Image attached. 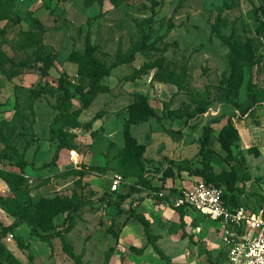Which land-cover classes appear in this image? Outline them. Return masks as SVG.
Returning a JSON list of instances; mask_svg holds the SVG:
<instances>
[{
    "label": "rangeland",
    "instance_id": "obj_1",
    "mask_svg": "<svg viewBox=\"0 0 264 264\" xmlns=\"http://www.w3.org/2000/svg\"><path fill=\"white\" fill-rule=\"evenodd\" d=\"M0 1L1 5L6 3V0ZM154 2L155 6L150 0H12L9 21L0 20V53L13 60V65L4 63L0 67V129L8 146L17 152L6 150L0 141V171L18 174L16 164L21 160L33 165L24 170L23 190L34 204L44 206L51 202L48 217L40 222L43 227L50 220L56 230L62 229L66 214L60 211L74 198L95 201L105 197L111 203L116 202L119 193H125L127 187L136 182L137 169L121 152L122 128L136 94L145 96L158 116V120L151 118L131 126L132 136L147 147L145 157L153 161L162 158L156 155L158 145L164 148L163 155L176 164L183 158H193L199 149L201 124L211 119L202 117L201 122L196 118L185 127L180 121L166 118L169 110L180 109L184 114H193L200 103L207 102L209 109L219 111L218 115L230 111L228 116L241 133L240 147L245 160L241 174L247 176L238 183V189L243 190L248 203L253 200L264 206V198L261 200L264 194V94L260 104L245 118L235 112L233 104L236 101L243 106L264 91V42L258 46L255 65L244 68L237 99L225 100L221 93L231 74L229 49L217 36L221 34L241 43L258 42L255 29L260 23L264 24V0ZM32 18L43 27L42 47L54 58L51 68L45 69L35 60L34 49H23L19 44L22 32L37 31ZM86 37L96 48L95 57L102 65L117 64L103 80L111 91L97 95L80 112L81 125L97 117L91 128L71 130L73 148L60 151L55 165L41 169L52 161L58 145L56 140H50L49 126L58 116L54 107L61 95L60 74L65 73L70 79L76 76L77 65L69 57L83 53ZM142 43L145 51L136 52L129 60L133 50ZM146 65L153 68L144 72ZM164 70H173L183 78L181 91L175 85L152 80L156 73ZM32 91H38L39 95L30 110ZM81 106L80 100L75 98L71 111ZM223 124L222 121L211 126V143L219 157L214 160L215 173L228 170V165L220 160L219 154L223 156V153L216 146ZM169 131L175 133L174 136ZM248 144L256 148L259 157L246 151ZM70 152H74L75 162L70 160ZM3 155L13 158L3 159ZM89 167L97 170H89ZM113 175H123L126 185L118 193L110 194ZM197 181L201 180L181 173L173 183L167 182L181 192L191 190ZM151 185L160 186L157 177ZM149 195V191L141 189L134 197ZM0 198L9 201L15 198L1 179ZM121 208L122 213L106 203L80 207L75 227L64 236V242L71 246L82 264H104L105 253L111 248L114 252L109 258L110 264H166L147 244L142 226L129 216L128 201ZM159 210L160 217L154 215L152 219V233L158 235L157 244L169 264H222L220 234L215 223L199 217L195 211H188L184 226L180 227L179 220L176 222L173 217L177 213L170 202L162 203ZM13 221L0 205V233ZM194 222L199 227L197 230ZM31 227L32 223L20 225L9 234L10 241L0 237V243L17 261L1 264H76L62 250L61 239L41 242L30 235ZM37 232L43 233L39 227Z\"/></svg>",
    "mask_w": 264,
    "mask_h": 264
},
{
    "label": "trees",
    "instance_id": "obj_2",
    "mask_svg": "<svg viewBox=\"0 0 264 264\" xmlns=\"http://www.w3.org/2000/svg\"><path fill=\"white\" fill-rule=\"evenodd\" d=\"M63 1L64 0H57V2ZM150 1L154 6L156 5L154 0ZM183 1L186 0H180V2ZM1 4L3 3L0 1V11L2 12L0 13V20L9 21V14L12 9V0H6L4 5ZM31 22L37 31L22 32L20 34L19 44L23 49H34L36 54L35 60L38 63L43 64L45 69L51 68L53 66L54 58L50 57L46 49L42 47L41 32L43 31V27L36 18H32ZM255 32L258 40L256 43H254L252 40H247L244 43L239 41H231L229 38H226L221 34L217 35L220 41L229 49L228 63L231 69V74L226 80L225 86L223 87L221 93V96H224L225 100L237 99L243 84L244 68H250L256 63L258 46L264 42V24L260 23L256 27ZM144 48V44H140L139 47L133 50L129 60L136 52H144ZM95 52L96 48L91 46L88 37H86L83 53H76L69 57V60L77 65L76 76L73 79H70L65 73L60 74L58 90L60 91L61 95L56 100V105L54 107V110L58 112V116L49 126L50 140H56L58 145L52 161L49 164L40 167L41 169L55 165L60 151L70 150L73 148L74 135L70 133L71 130L78 128L89 130L91 128V125L94 123L97 117H94L88 123L81 125L78 122V116L80 112L83 108L88 107L97 95L108 94L111 91L110 87L103 84V80L110 76L112 69L115 68L117 64H114L110 67H105L95 57ZM4 63L13 65V60L7 59L2 53H0V67ZM19 64L23 66L22 63ZM152 68L153 66L146 65L143 67V70L144 72H147ZM153 79L160 83L175 85L178 91L182 90L181 83L183 78H180L179 75H177L173 70H164L162 73H156L152 80ZM262 94H264V91L261 92L257 97H252L249 99L243 106L234 101V108L240 113V116H244L250 113L253 107L260 104ZM38 95V91L31 92L29 103L30 110L32 109L35 99ZM75 98L80 100L82 106L77 111H71L72 100ZM209 106L210 104L207 102L200 103L193 114H184L180 109L169 110L167 112L166 118L170 119L171 121H180L183 126L186 127L191 120L196 118L202 122V115L210 108ZM128 110L129 118L126 120L122 128L121 136L123 147L121 152L122 156H124V158L133 164L137 169V174L136 182L133 183L131 187H127L128 189L125 193H119L117 196L118 201L111 203L105 197H100L95 201L74 198L69 205L63 206L60 211L66 214L63 225L64 227L62 229L56 230V227L52 225L50 220L47 221V225L43 227L40 225V222L46 220L48 217L52 207L51 202H46L44 206L41 204H34L29 195L23 190V186L26 181L24 178V170L28 166L33 167V165L29 162L21 160L16 164L17 168L19 169L18 174L0 171V179L6 184L10 192H12L15 196L14 200L10 201L8 199L0 198L2 210H4L14 220L10 226L4 228L1 231L0 237H6L22 224L32 223L30 235L33 238L45 243H49L55 238L61 239L62 250L65 252V254L76 264H82L79 257L73 254L71 246L65 243L63 240L64 236L69 234L74 229L76 213L79 211L80 207L92 205L94 203H106L107 206H114L118 210V213H122L124 210L121 208V205L128 201L127 212L133 220L142 226L147 244L152 248L153 252L161 261L169 264L168 258L163 254L161 249L156 244L158 237L152 235L149 221L145 219L143 215L136 213L133 210V204L141 202V200L144 198L151 199L155 206L168 202L167 198H159L152 193H163L168 197L179 195L180 192H178L174 187L166 186L167 181L170 180L172 182L175 178L180 176L181 173H185L188 176H193L200 179L207 185L221 189L223 191L222 200L230 208H237L241 206L248 208L262 206L263 203L258 205L253 200L251 202L249 201L248 203V201L243 198V190L238 189V183L244 181L247 176L245 177L241 174V170L245 165V160L240 149V137L237 129L234 127L231 116H227L225 113H222L215 118H211L210 120L203 122L201 124V136L198 139V152L193 158H183L180 161V164H176L175 161L165 156L162 157L160 161H153L146 158V146L144 144L138 143L131 134V126L137 125L139 123H145L151 118H156L158 120V116L149 106L146 97L141 94H136L133 97V101L129 105ZM222 121L224 124L219 129L216 146H218L220 152L223 153V156L219 154L220 160L228 165V170H222L219 173H215L213 170V164L215 157H218V155L211 143V126L220 124ZM198 124H200V122ZM174 134L175 133L170 132L171 136H174ZM0 141L5 145L6 150L10 149L14 154H17L14 149H11L8 146V141L2 135L1 129ZM247 152L252 153L255 157L259 156L258 151L254 147L249 148ZM2 158L12 159L13 157H6L3 155ZM181 164H186V166H181ZM89 170L95 171L97 168L89 167ZM120 176L126 182L124 176ZM155 177L158 178L160 186L151 185V182ZM141 189L149 191L151 195L135 198L134 195L139 193ZM110 194L115 193L110 192ZM261 200L263 201V198ZM173 210L179 216L180 227H183V218L185 216L183 209L173 208ZM29 212H32L35 217H32ZM37 227L42 230V234L37 232ZM194 227H197V225L194 224ZM182 236H185V233H182ZM113 252L114 249L111 248L105 253L106 255L104 264H110L109 258ZM222 260L223 257L221 262ZM3 261L17 262L11 253L7 251L2 243H0V264Z\"/></svg>",
    "mask_w": 264,
    "mask_h": 264
},
{
    "label": "built area",
    "instance_id": "obj_3",
    "mask_svg": "<svg viewBox=\"0 0 264 264\" xmlns=\"http://www.w3.org/2000/svg\"><path fill=\"white\" fill-rule=\"evenodd\" d=\"M235 112L240 116L238 111ZM217 114L218 112L208 109L202 117L208 119ZM70 160L76 161L74 152H70ZM124 185L126 182L120 175H113L110 179L109 191L117 193ZM152 194L159 198H167L173 208L198 212L219 224L220 244L223 246L222 264H264L263 205L230 208L222 200L221 189L202 181H197L191 190L181 191L179 195L168 197L163 193ZM11 238V235L6 236L7 241Z\"/></svg>",
    "mask_w": 264,
    "mask_h": 264
},
{
    "label": "crops",
    "instance_id": "obj_4",
    "mask_svg": "<svg viewBox=\"0 0 264 264\" xmlns=\"http://www.w3.org/2000/svg\"><path fill=\"white\" fill-rule=\"evenodd\" d=\"M235 111V110H234ZM237 111V110H236ZM215 112H218L219 113V111H215ZM230 111H227V112H225V114L228 116V113H229ZM217 116H218V114H217ZM216 116V117H217ZM247 116V114L246 115H244L243 116V118H245ZM238 134H239V137H240V143H241V133L239 132V130H238ZM249 145V147H247L246 148V151L249 149V148H251V145L250 144H248ZM247 145V146H248ZM162 146L161 145H158L157 146V150H156V155L157 156H161V157H164L165 155H163V152H164V148H161ZM240 149H241V147H240ZM241 151H242V149H241ZM146 153H147V147H146ZM77 155V154H76ZM146 155V154H145ZM259 156H260V153H259ZM258 156V157H259ZM78 157V156H77ZM173 183V182H172ZM172 183L171 184H169V182H167V187H170V186H172L173 187V185H172ZM196 184V183H195ZM194 184V185H195ZM121 188H122V186H121ZM120 188V189H121ZM175 188V187H174ZM120 191V190H119ZM244 198V197H243ZM252 200V199H251ZM126 203V202H125ZM162 206V204H160V205H158V206H155L153 203H152V201H151V199H149V198H144L143 200H141V202H139V203H134L133 204V207H134V211L136 212V213H138V210H141L142 211V214L141 215H143L144 217H145V219H147L148 221H149V223H150V228H151V233L153 232V226H152V223H153V221H152V219H153V217H154V215H156L157 217H160L158 214H159V212H160V210H159V208ZM183 212H184V215L186 216L187 215V212H188V210H183ZM196 214H198V216L199 217H205L204 215H202V214H200V213H198V212H195ZM140 214V213H139ZM184 216V217H185ZM175 219H176V222H177V220H179V216H178V214L175 216H173ZM206 218V217H205ZM199 219V218H198ZM183 220H184V218H183ZM193 220H195V221H197V217H194V219ZM209 220V219H208ZM211 222H213V221H211ZM213 223H215V222H213ZM212 223V224H213ZM194 224L195 225H197V223L196 222H194ZM216 225H214L215 227H216V230L217 231H219V234H220V232H221V228H220V226H219V224H217V223H215ZM194 227V226H193ZM196 230L199 228L198 226L197 227H194ZM125 229V228H124ZM123 229V232H122V234L125 232V230ZM152 235H154V236H157L158 237V235H155V234H153L152 233ZM159 239V238H158ZM124 240L125 241H127V238L126 237H124ZM121 243V238H120V241H119V244ZM156 244H157V242H156ZM158 245V244H157ZM159 247V246H158ZM220 248H221V250H223V246L221 245L220 246ZM152 249V248H151ZM222 254H223V252H222ZM165 263V262H164Z\"/></svg>",
    "mask_w": 264,
    "mask_h": 264
}]
</instances>
